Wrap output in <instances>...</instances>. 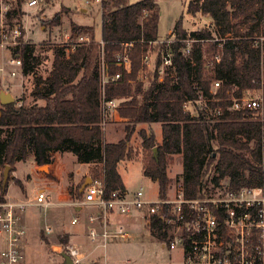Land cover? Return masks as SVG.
<instances>
[{
	"label": "trees",
	"instance_id": "trees-1",
	"mask_svg": "<svg viewBox=\"0 0 264 264\" xmlns=\"http://www.w3.org/2000/svg\"><path fill=\"white\" fill-rule=\"evenodd\" d=\"M17 1V9L6 12L9 24L7 18L20 14L22 0ZM189 11L209 15L214 28L189 32L181 20L176 22L168 36L175 39L171 43L173 75L159 81L161 59L157 57L154 77L142 100L132 96L120 106L121 116L132 126H126L124 138L105 141L100 125L102 59L110 74L122 73L109 84L107 95H132L128 80L136 79L149 41L160 39V10L156 0H103L102 39L93 35L90 42H80L73 50L56 47L50 74L36 79L33 95L44 104L0 101V167L10 165L13 171L17 162L29 159L43 166L53 162L54 153L69 151L79 162L102 164L91 175L104 174L109 195L126 189L118 167L131 157L129 141L135 124L159 122L161 143L154 133L141 131L140 135L142 146L149 150L142 170L158 182L160 197H166L172 180L168 169L175 154L183 158L186 198L208 197L210 181L215 185L225 181L227 193L264 187V0H193ZM83 30L92 27L73 26L74 33ZM187 38L195 41L191 51L184 53L181 40ZM130 42L132 65L127 73L117 65L116 55ZM13 54L22 57L24 74L35 72L39 59L30 43L20 44ZM213 81H220L214 92L209 89ZM254 90L261 91L260 108L232 107L235 99ZM136 91L142 92L141 84ZM200 99L205 103L197 104ZM189 100L193 103L185 109ZM82 196L78 191L76 198ZM220 211L223 221L224 210ZM242 211L255 215L256 207ZM149 228L153 236L169 243L171 235L161 216L154 217Z\"/></svg>",
	"mask_w": 264,
	"mask_h": 264
},
{
	"label": "rangeland",
	"instance_id": "rangeland-1",
	"mask_svg": "<svg viewBox=\"0 0 264 264\" xmlns=\"http://www.w3.org/2000/svg\"><path fill=\"white\" fill-rule=\"evenodd\" d=\"M28 1L22 0L19 15L7 19L12 24H22L26 28V43L33 46L34 53L39 59L35 72L22 75L17 68V75L11 77L8 72L15 67H11L7 63L10 55L9 51L0 47V65L5 67V72H0V93L2 91L11 93L15 97V102L19 101V103L26 105L37 102L33 95L36 79L39 77L45 79L50 74L56 47L66 46L70 48L80 37H84L83 41L88 42L91 41L93 35H95L96 40L100 41L102 39L103 0H41L40 5L37 7L28 6ZM137 1L140 0H131V2ZM156 1L160 10V39H168L178 20L182 21L183 27L189 32L207 26L214 28L209 15H203L200 12L193 14L189 11V5L193 0ZM17 5V0H0V9L3 8L6 12L17 9ZM74 25L92 27V30H83L77 34V32H73ZM157 49L153 46L148 51L149 60L142 64L136 79L128 80L132 95L115 97L119 103L122 104L123 101L131 99L132 96H136L139 101L142 100L143 92L149 87L154 77ZM169 73L173 75L172 70H168L167 74ZM166 75L159 77V81L164 80ZM138 84L142 85V92L137 94L136 87ZM260 95V90L246 93V96L252 98H258ZM201 103L205 102L200 100L197 104L201 105ZM128 125L132 126V122L125 119L121 121L109 120L105 128L103 127L105 141H118L124 138L126 135L125 128ZM141 131H146L147 134L154 133L157 142H162L161 123H136L135 131L129 141L131 157L121 162L120 169L124 182L130 191L134 192L142 186L147 198L156 199L159 196V184L146 176L142 170L143 160L148 155L149 150L142 146ZM154 152H157V149ZM61 160L64 165L63 174L60 179L51 177L54 179L52 182L54 185L47 183V177L43 176L51 175V172L45 173L41 169L38 171L33 160L29 159L17 162L14 165V170L10 171L6 190H3L4 177L2 171L4 170L3 167H0V198L8 196L15 199L25 198L24 200L30 201L36 197L39 190L44 189L45 192L52 195L51 200L56 201L55 204L49 206L32 203L23 213L22 222L27 231L25 239L27 264H60L62 260L55 255L52 245L70 241L68 234H64L61 230L82 232L83 228L81 226L70 223L71 218L73 215H78L81 220H85L88 213L92 211L87 206H84L82 211H78L72 205L62 202L78 200L79 198H76V196L78 191L81 190L85 178L91 177V174L100 170L102 164H91L85 174V170L81 169L77 172V169L87 165L78 163L72 153L63 156ZM86 168L84 167V169ZM168 175L172 180L168 186L166 196L173 197L175 186L183 179V158L181 154L172 156ZM18 182H21V186ZM226 184L224 181L221 185H215L210 181L206 186L208 198L218 200L227 197ZM121 221H118L117 225H124L125 230L132 237L128 240L111 237L106 254L103 250L98 251L101 257L97 264H187L183 247L178 246L171 249L165 242L151 234L150 228L146 226L144 219L135 217L132 226L125 222V218ZM47 229L51 230L47 231ZM60 231L62 233L58 234ZM71 242L76 243L74 237ZM82 244L85 247V240L82 241ZM86 246L88 249L92 247L89 238L86 240ZM95 258L97 256L93 254L90 261Z\"/></svg>",
	"mask_w": 264,
	"mask_h": 264
},
{
	"label": "built area",
	"instance_id": "built-area-1",
	"mask_svg": "<svg viewBox=\"0 0 264 264\" xmlns=\"http://www.w3.org/2000/svg\"><path fill=\"white\" fill-rule=\"evenodd\" d=\"M40 2L41 0H29L27 5L37 7ZM25 29L22 24H9L6 21V11L0 9V47L9 51L7 63L15 67L8 72L11 77L17 75V68L23 69L22 57L14 55L13 51L20 44L26 43ZM83 40L84 37H80L70 49H75L78 43L85 42ZM174 40L168 38L149 41L142 62L148 61V51L153 46L157 47L156 58L161 59L159 77H164L168 70L174 68L171 46ZM181 41L182 51L189 53L195 40L187 38ZM132 45L133 42L123 44L121 52L116 55L117 65L127 72L131 71L132 59L129 50ZM216 59L219 57L216 56ZM4 70L5 67L0 65V72H5ZM121 76L120 71L110 74L102 59L100 95L102 129L109 120H124L120 114L121 103L117 98L109 97L106 91L109 84L118 81ZM219 86L220 81H213L209 89L214 92ZM191 103H193L191 100L185 102L184 108L189 109ZM261 105V95L258 98L244 96L235 99L232 107L258 109ZM91 179L83 190V198L70 201L68 204L74 208L80 206L81 209L78 211H82L84 206L94 208L86 218L90 224L88 238L92 247L88 249L71 241L52 245L55 255L62 261L64 260L62 253H66L71 257L73 264L98 263L101 257L98 251L103 250L106 254L111 237L122 240L132 237L124 225L112 226V215L128 217L138 213L148 227L154 217H162V223L171 235L169 243H165L171 249L182 246L187 264H264V187H245L237 192L227 193V197L218 200H211L208 197L189 199L185 197L182 179L175 186L173 197L158 196L156 199H150L145 196L142 186L134 192L119 188L107 195L104 174L92 176ZM49 198L44 189L39 190L36 197L30 201L8 196L0 198V264H27L25 250L27 231L22 216L32 203L40 206L53 204ZM253 206L256 207L255 215L250 211H242ZM220 209L224 210L223 221L220 218ZM80 222L81 217L78 215L72 217L70 221L72 225ZM255 237L256 242L253 241ZM93 254L97 258L90 261Z\"/></svg>",
	"mask_w": 264,
	"mask_h": 264
},
{
	"label": "crops",
	"instance_id": "crops-1",
	"mask_svg": "<svg viewBox=\"0 0 264 264\" xmlns=\"http://www.w3.org/2000/svg\"><path fill=\"white\" fill-rule=\"evenodd\" d=\"M172 32V31H171ZM170 32V33H171ZM68 50H70V48H68ZM20 70V69H19ZM22 75H28V74H24L22 70H20ZM44 100L43 99H40L38 98L37 99V102L35 103H38L39 105H42L44 104ZM18 104H21L19 103V101H17ZM68 153H72V152H69V151H66V152H57V153H54V159H53V162L51 164H48V172L44 171L45 173H49L51 172V175H43V176H46L47 177V183L49 184H53L52 182L54 181V179H60L62 177V174H63V169H64V165L61 163V159H63V156L67 155ZM73 154V153H72ZM74 155V154H73ZM72 156V155H71ZM75 156V155H74ZM73 157V156H72ZM75 159L78 163H82V162H79L75 156ZM87 166H83V167H79L77 169V172L80 171L81 169L85 170V174L88 172V169H89V166L92 164V163H83ZM122 163L119 164V167H118V170L122 176V179H123V175L121 173V169H120V165ZM36 165V164H35ZM84 167H87L86 169H84ZM36 168L38 169V171L40 170V166L36 165ZM76 172V174H77ZM53 177V178H51ZM77 177V176H76ZM92 177V176H91ZM86 179V178H85ZM123 182H124V179H123ZM125 184V182H124ZM20 185V184H19ZM54 185V184H53ZM125 187H126V190L129 191V192H132L130 191V189L128 188V186L125 184ZM42 190V189H41ZM47 194L50 196V200L52 199V195L50 193L47 192ZM66 196V195H65ZM25 199V198H23ZM62 200V199H61ZM65 200V199H64ZM53 204L56 203V201H53L51 200ZM69 201H66V202H62V203H68ZM69 205V204H68ZM89 207V206H87ZM76 209V208H75ZM90 209L93 211L94 208L90 207ZM77 210V209H76ZM75 215H73L72 217H74ZM135 217H139L142 219V217L140 216V214L138 213H135L131 216H128V217H122L120 215H116V214H113L112 217H111V220H112V226H116L118 224V221L119 222H122L121 220H123V218H125V222L128 223V225L132 226V222H134V219ZM72 219V218H71ZM131 223V224H130ZM79 226H81L83 228V231L82 232H70V231H66L65 229H62L61 231L64 233V234H68V237H69V240L71 241V239H75L76 243L80 244V245H83L82 244V241L85 240V248H87L86 246V240L88 238V230H89V227H90V224L88 223L87 219L85 220H81V222L79 224H77ZM85 229V230H84ZM51 230V229H50ZM49 230V231H50ZM48 231V230H47ZM58 232L59 233H62V232ZM42 236H44V234H42ZM100 260V259H99Z\"/></svg>",
	"mask_w": 264,
	"mask_h": 264
},
{
	"label": "water",
	"instance_id": "water-1",
	"mask_svg": "<svg viewBox=\"0 0 264 264\" xmlns=\"http://www.w3.org/2000/svg\"><path fill=\"white\" fill-rule=\"evenodd\" d=\"M0 101H1L2 104H9V103H12V102L15 101V97H13V95L11 93H6V92L2 91L0 93ZM156 149L157 148L155 147L154 151H156ZM40 169L48 172V170H49L48 169V164L40 166ZM11 170H12V166H10V165H6L5 168H4V182H3L4 187L7 184V181L9 179ZM91 180H92L91 177H87L85 179V182L82 185V188L80 190L81 192H83L84 188L91 182ZM76 209L80 210L81 207L78 206V207H76ZM62 255L64 257V260L60 264H73V261H72L71 257L68 254L62 253ZM88 264H97V263L96 262H90Z\"/></svg>",
	"mask_w": 264,
	"mask_h": 264
}]
</instances>
